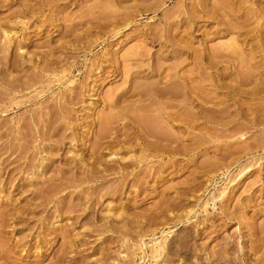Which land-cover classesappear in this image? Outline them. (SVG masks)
<instances>
[{"label":"rangeland","instance_id":"obj_1","mask_svg":"<svg viewBox=\"0 0 264 264\" xmlns=\"http://www.w3.org/2000/svg\"><path fill=\"white\" fill-rule=\"evenodd\" d=\"M0 264H264V0H0Z\"/></svg>","mask_w":264,"mask_h":264}]
</instances>
